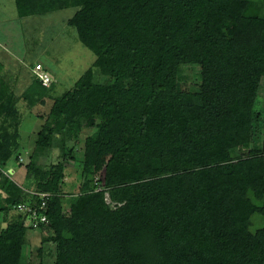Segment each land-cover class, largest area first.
<instances>
[{
	"label": "trees",
	"instance_id": "obj_1",
	"mask_svg": "<svg viewBox=\"0 0 264 264\" xmlns=\"http://www.w3.org/2000/svg\"><path fill=\"white\" fill-rule=\"evenodd\" d=\"M16 4L21 18L74 10L69 23L108 80L91 68L54 99L35 65L23 99L53 105L25 166L33 185L0 179V214H18L0 233V264H24L35 230L41 264L45 246L53 264H264V223L253 228L264 222V0ZM16 101L0 88V119ZM85 131L67 210L66 169ZM20 145L0 136V169ZM21 205L47 222L35 227Z\"/></svg>",
	"mask_w": 264,
	"mask_h": 264
},
{
	"label": "rangeland",
	"instance_id": "obj_2",
	"mask_svg": "<svg viewBox=\"0 0 264 264\" xmlns=\"http://www.w3.org/2000/svg\"><path fill=\"white\" fill-rule=\"evenodd\" d=\"M73 15L74 10L71 9L61 13L21 18L16 0H0V88L17 96L15 111L0 119V136L14 139L21 144L19 153L15 154L8 167L11 168L12 180L25 189L34 183L33 178L28 177L25 166L30 162L37 133L44 123L42 116L48 115L53 105V100L48 98L43 105L31 107L28 100L23 99L22 95L27 92L32 77H35V65L41 63L51 73L55 81L51 92L54 99L74 88L80 77L91 68L96 83L102 84L108 80L99 68H94L95 53L81 43L76 30L70 25L69 20ZM261 16L264 17V4ZM256 107L264 115V80ZM90 134L91 131L82 133L83 145L78 147L80 151L75 154L76 161H72L66 169L65 191L75 194L65 199L66 205L69 204L67 210L78 194L84 140ZM18 156L23 159L21 167L16 161ZM17 216L14 212L9 215L0 214V233ZM260 218L255 217L253 228L263 225ZM28 238L30 241L24 247V264H41V232L35 230ZM45 250L46 263L53 264L55 255L48 254L51 251L50 246H45Z\"/></svg>",
	"mask_w": 264,
	"mask_h": 264
},
{
	"label": "built area",
	"instance_id": "obj_3",
	"mask_svg": "<svg viewBox=\"0 0 264 264\" xmlns=\"http://www.w3.org/2000/svg\"><path fill=\"white\" fill-rule=\"evenodd\" d=\"M34 73L36 74V76L39 78V81L43 84V86L45 87H49L50 84L52 83V76L45 71L44 66L42 64H38L35 67ZM21 162H23V159H20ZM0 179L4 176L7 177H11L12 173L10 171V168L8 169H0ZM33 195H36L35 193ZM42 198H46L47 194H41L40 195ZM46 207V203L42 202L41 205V209H44ZM19 212H23V213H28L29 216L31 215V218L33 220V225L35 227H37L40 223H46L47 222V218L46 216H40L39 212L37 210H33L32 208H29L25 205H21L18 207Z\"/></svg>",
	"mask_w": 264,
	"mask_h": 264
},
{
	"label": "crops",
	"instance_id": "obj_4",
	"mask_svg": "<svg viewBox=\"0 0 264 264\" xmlns=\"http://www.w3.org/2000/svg\"><path fill=\"white\" fill-rule=\"evenodd\" d=\"M44 66V65H43ZM44 68H45V66H44ZM45 70H47L46 68H45ZM47 72H49V71H47ZM49 74H51L50 72H49ZM35 81V77H32V82H34ZM11 169V168H10Z\"/></svg>",
	"mask_w": 264,
	"mask_h": 264
}]
</instances>
